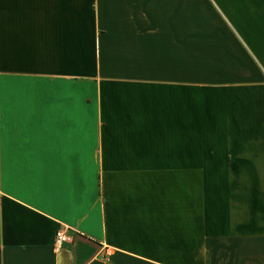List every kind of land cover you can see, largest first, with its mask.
<instances>
[{
	"label": "crops",
	"instance_id": "crops-1",
	"mask_svg": "<svg viewBox=\"0 0 264 264\" xmlns=\"http://www.w3.org/2000/svg\"><path fill=\"white\" fill-rule=\"evenodd\" d=\"M215 1L0 0V264H264V0Z\"/></svg>",
	"mask_w": 264,
	"mask_h": 264
},
{
	"label": "built area",
	"instance_id": "built-area-1",
	"mask_svg": "<svg viewBox=\"0 0 264 264\" xmlns=\"http://www.w3.org/2000/svg\"><path fill=\"white\" fill-rule=\"evenodd\" d=\"M71 242V236L67 233V231L62 228L58 227L53 234V246L58 249L61 248L63 245L68 244Z\"/></svg>",
	"mask_w": 264,
	"mask_h": 264
},
{
	"label": "rangeland",
	"instance_id": "rangeland-1",
	"mask_svg": "<svg viewBox=\"0 0 264 264\" xmlns=\"http://www.w3.org/2000/svg\"><path fill=\"white\" fill-rule=\"evenodd\" d=\"M210 2H211V4L214 6V8L217 10V8H219L218 7V3L215 1V0H209ZM217 12L219 13V11L217 10ZM198 260L200 261V262H202V257H197V262H198Z\"/></svg>",
	"mask_w": 264,
	"mask_h": 264
}]
</instances>
